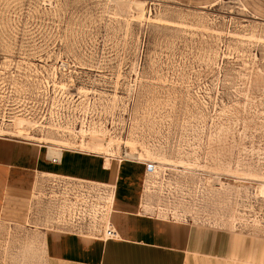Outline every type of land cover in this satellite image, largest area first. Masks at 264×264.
<instances>
[{
	"label": "rangeland",
	"instance_id": "obj_1",
	"mask_svg": "<svg viewBox=\"0 0 264 264\" xmlns=\"http://www.w3.org/2000/svg\"><path fill=\"white\" fill-rule=\"evenodd\" d=\"M139 1L145 11L133 0H0V56L17 48L69 51L82 54L78 64L105 68L98 82L115 90L109 106L130 126L126 146L166 167L152 174L153 186L189 191L180 212L163 218L264 239V0ZM162 131L182 136L159 150ZM117 142L92 137L82 147L109 154ZM119 174L116 208L135 211L144 165L126 162ZM167 174L178 184L163 182ZM88 175L115 181L99 164ZM32 195L21 198L20 219L0 220V264H47L45 231L26 226Z\"/></svg>",
	"mask_w": 264,
	"mask_h": 264
},
{
	"label": "built area",
	"instance_id": "obj_2",
	"mask_svg": "<svg viewBox=\"0 0 264 264\" xmlns=\"http://www.w3.org/2000/svg\"><path fill=\"white\" fill-rule=\"evenodd\" d=\"M81 55L17 48L0 56V138L36 144L47 153V144L37 138L54 136L64 143L60 146L61 152L94 155L102 159L103 167L107 157L120 168L126 162L141 163L144 174L137 214L183 222L163 217L173 218L180 212L179 205L189 198L186 196L188 189L167 180L169 174L163 182L177 183L180 188L154 187L151 180L156 163L139 160L125 152L130 150L125 144L131 134L130 126L124 122L123 114L109 106L115 90L109 91L98 82L107 70L78 64L77 57ZM18 120L22 121L21 130L16 127ZM136 135L152 134L140 132ZM156 135L159 150L164 151L171 147L166 144L170 137L182 136L169 131ZM92 137L115 138L119 145L114 143L109 154L89 152L82 145ZM58 159L50 160L56 162ZM35 180L36 177L27 211L30 223L26 226L32 229L39 225L48 233L69 234L87 240L118 238L112 219L116 212L118 178L100 181L55 174L40 176L36 185Z\"/></svg>",
	"mask_w": 264,
	"mask_h": 264
},
{
	"label": "crops",
	"instance_id": "obj_3",
	"mask_svg": "<svg viewBox=\"0 0 264 264\" xmlns=\"http://www.w3.org/2000/svg\"><path fill=\"white\" fill-rule=\"evenodd\" d=\"M98 164L107 170L101 159L64 151L54 162L43 147L0 138V220L21 218V198H28L38 172L100 180L88 175ZM64 165L65 171L52 169ZM135 208H116L112 216L116 239L87 240L44 232L47 264H264V239L247 234L244 238L235 229H204L142 216ZM116 214L121 215L117 222Z\"/></svg>",
	"mask_w": 264,
	"mask_h": 264
},
{
	"label": "bare ground",
	"instance_id": "obj_4",
	"mask_svg": "<svg viewBox=\"0 0 264 264\" xmlns=\"http://www.w3.org/2000/svg\"><path fill=\"white\" fill-rule=\"evenodd\" d=\"M122 1H124L125 3H126V5H130L131 3V1L130 2H128L127 0H122ZM133 4V6L135 7H133V6H131L130 8H132L133 7V9H137V10H140V11H145V9H146V5H145V2H142V1H134L133 0V2H132ZM143 14L144 13H142V16H143ZM139 17H140V15H139ZM142 18V17H141ZM65 64H62V66H64ZM39 142H43V141H39ZM47 145V147H48V152H47V157H49V158H60V153H59V150H61L60 149V146H61V144H59V143H56V144H53L52 143V145H49L47 142H45ZM36 145V144H35ZM37 146H39V145H37ZM39 147H41V146H39ZM126 153H128V155H130V156H134V157H136L137 159H139V160H146L145 158H144V155H143V153H141L140 151H138V150H129V151H126ZM104 167L105 168H107V169H110V170H113L114 171V176H115V180L117 179V176H118V171H119V169H120V167L118 166V164H117V166H113V161L112 160H110V158H106V160H105V162H104ZM159 168H161V169H166V167H164V166H162V165H157L156 164V171L154 172V174L156 173V172H158V170H159ZM41 175L40 176H46V175H49V174H46L45 172L44 173H40ZM53 175H55V174H53ZM40 176H38V177H36V180H35V185L38 183V179H40ZM112 181H114V179L112 180ZM259 195L260 196H264V184H260L259 186ZM30 193V195H32V193H33V190L31 191V192H29ZM30 199V198H29ZM40 228H42V227H40ZM43 229V228H42Z\"/></svg>",
	"mask_w": 264,
	"mask_h": 264
},
{
	"label": "trees",
	"instance_id": "obj_5",
	"mask_svg": "<svg viewBox=\"0 0 264 264\" xmlns=\"http://www.w3.org/2000/svg\"><path fill=\"white\" fill-rule=\"evenodd\" d=\"M120 181V180H119Z\"/></svg>",
	"mask_w": 264,
	"mask_h": 264
}]
</instances>
